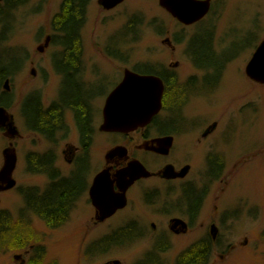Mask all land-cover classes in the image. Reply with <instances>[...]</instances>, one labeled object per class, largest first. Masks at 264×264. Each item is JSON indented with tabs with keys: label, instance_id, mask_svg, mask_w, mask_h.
Here are the masks:
<instances>
[{
	"label": "rangeland",
	"instance_id": "rangeland-1",
	"mask_svg": "<svg viewBox=\"0 0 264 264\" xmlns=\"http://www.w3.org/2000/svg\"><path fill=\"white\" fill-rule=\"evenodd\" d=\"M126 1L120 11L110 14L101 11L97 0H93L79 43L74 47L79 56L76 65L80 67L81 81L95 99V114L103 108L109 93L107 90L117 77H122L125 68L134 69L143 64L139 65L141 69L149 71L152 67L146 64L162 67L179 62L175 68L181 85L179 100L175 102L178 105L184 101L180 92L184 90L186 79L194 75L201 77L191 89L192 98L180 113L181 117L187 118V125L184 118L182 123L178 122V113L173 115L178 106L169 104V93L167 98L166 94L164 96V108L158 116L159 122L168 123L175 117L177 122L173 126L177 138L174 154L179 159L187 154V161L192 166L187 177V208L195 202L190 198L193 187L199 194L206 190L202 207L187 237L169 236L173 247L163 255V260L166 264H175L186 247L207 238L213 242L209 264H264V85L249 81L245 75L247 63L264 38V0H214L210 14L187 30L176 25L160 8L158 0ZM62 2L28 0L23 7L15 9L14 24L7 39L0 27V70L6 68L9 72L17 67V60L8 58L11 49L17 51L16 58H22L23 54L27 58L16 74L7 75L6 78L11 79L9 91L5 88L4 79L0 87V97L9 105L5 108L14 116L19 132L14 142L18 161L13 175L18 189L0 194V209L8 210L14 218L23 209L21 190L42 188L47 181L45 176L27 171V158L38 162L41 153L52 151L58 158V165L67 173L71 166L63 150L68 143L78 144L71 112H66L67 117H64L70 132L63 139L58 135L56 145L27 126V123L33 128L35 126L37 113L32 100L35 95L40 97L42 108L46 110L59 100L60 92L64 93L61 89L67 80L63 81L59 71H66V68L52 61V55L61 53L62 48L53 45L43 52L38 51L45 36L55 32L52 21L59 14ZM175 36L183 38L173 51L168 43L163 42L168 38L174 41ZM32 61L37 67L36 77L30 73L34 66ZM95 121L98 127L99 117L96 116ZM214 122L218 126L216 131L203 140L202 133ZM4 131L6 129H0V169L4 162L3 150L9 147L10 141ZM149 132L154 133L153 129ZM122 142L125 139L121 136L97 132L91 148L93 167L100 164L110 147ZM212 153L221 157L224 168L218 178L210 182L215 174L214 170L210 171L214 161L209 158ZM137 154L150 168L162 164L151 155ZM66 158L71 157L66 155ZM151 182L160 183L156 179ZM148 184L147 181L142 187L146 188ZM85 203V200L81 201L78 214L73 213L57 229L48 228L35 217L32 227L38 237L33 243L45 247L43 264H104L116 259L122 264H139L153 250L159 234L167 230L168 219L181 216L176 208H169V211L161 204L162 201L153 208L139 197L134 210L144 218L142 223L146 225L144 236L140 238L142 241L138 239L123 247L130 241L119 245V241L109 239L99 246L103 241L99 234L103 227H94L92 221H88ZM187 212L190 213L189 210ZM153 222L159 227L157 233L151 232L150 224ZM212 225L218 229L215 239L210 233ZM13 249L15 247L0 251V264H17L13 256L18 251Z\"/></svg>",
	"mask_w": 264,
	"mask_h": 264
},
{
	"label": "flooded vegetation",
	"instance_id": "flooded-vegetation-1",
	"mask_svg": "<svg viewBox=\"0 0 264 264\" xmlns=\"http://www.w3.org/2000/svg\"><path fill=\"white\" fill-rule=\"evenodd\" d=\"M27 1L28 0H0V10L5 8L8 5L7 4L8 2L12 4V10H10V15H9L10 28H9L8 36L11 33V29L14 24L15 9L23 7L25 3H27ZM92 1L93 0H84L82 4L79 6V8L76 9L77 11H80V13H83L82 20L79 21L80 17L77 18L79 27L80 26L82 27L80 29L79 35H81L82 30L87 22V14H88L89 7L91 6ZM213 1L214 0H212L211 2V9L213 6ZM126 2H127L126 0H123L121 3H119L118 5L110 9L105 8L100 3V0H97V5L101 9V11L108 12L111 14L114 11H120V9H122L123 5H125ZM158 3H159L160 8L165 13H167L173 19L176 25L181 27V29L187 30V27L194 26L200 23L198 22L193 25L187 26L186 24H183L182 22L178 21L175 17H173L166 9L161 7L160 0H158ZM63 4H64V0L60 6V11L63 8ZM135 24H137V22H135ZM52 25H53V30L55 32H53L50 35L48 34L45 36L44 44L41 46H38V51L40 52H43L49 49L50 47H52L53 45H55L54 38L58 35L59 28L55 25L54 21H52ZM134 39H136V36H134ZM181 39H177L175 36L174 41L171 38L170 39L168 38L164 40L163 43H168L169 47H171V49L175 51L176 46L182 43ZM186 40H187V37H186ZM56 47L61 48V46H56ZM185 48H186L185 56H186V62H187V53H186L187 43H186ZM16 52L17 51H14L11 49V53L8 57V58L11 57L10 61L17 60V67L13 71H9L7 74L8 76H12L13 74H16L18 70L20 69V67L22 66V64L27 61L26 55L24 54L22 58L21 57L16 58ZM61 56H62V53H54L52 55V61L55 62ZM66 56L67 55L65 56L63 55V57L65 58ZM75 56H76V59L78 60L79 56L76 53H75ZM31 64L34 66L31 68L30 73L33 77H36L38 75L36 63L32 61ZM139 65H143V64H139ZM139 65H137V67H140ZM146 65L151 66L152 67L151 69L156 74L149 73V71H144L141 69V67H140L141 72L136 71V68L131 69V70L139 74H146V75L153 74V75L159 76L164 82L165 93L167 90V85H168V89L170 88L171 91L174 90L173 96H171V91H170V98L168 99V102L169 103L177 102V100H179V98L177 97L179 96L178 89L181 85H179V78L177 76V71L175 70V68L178 67L180 63L179 62L170 63L169 65H162V67L161 66L159 67L156 65H150V64H146ZM75 67L78 69L77 74H79L80 67H77V65ZM126 69L128 68L124 69L122 77H120V79L117 77V79L115 80V83L107 90V92L109 93L106 95L104 105H105L108 95L122 81ZM221 76L222 75L220 74L219 75L220 79H221ZM199 77L194 75L190 77L188 80L186 79V82L184 83V90L180 92L184 98V101H182L184 105H182V102L179 105L176 103L175 104L173 103L174 105H177L179 109H183V107L189 102V99L192 98L191 89L192 87H195L200 82L201 77L200 78ZM247 79L251 81L248 77ZM10 80L11 79H7V78L4 79L5 82L8 81V85L10 83ZM7 91H9V86H8ZM1 94L3 95L5 94V92H2ZM90 97H91L90 103L92 105V108L89 109V111L85 112V114H87L86 115L87 117L84 118V125H82V128H80V125H79L81 124V121H80L81 119H75V113L71 112V115H73L74 126L78 134V144L75 145V144L68 143L66 145V148L63 150L65 159H67V163L70 164L71 169L68 170L67 173L63 171L60 165H58V158L56 154L52 151H45L39 155V157L41 158L39 167L35 166L28 157L27 158L28 164L26 168L27 171L32 172V173L34 172L39 173L42 176H45L47 178L46 184L42 188L27 187L26 189H23V191L21 190V195L23 198L24 205H23V209L20 211L17 218H14L10 214V212L4 208L0 209V216L8 214L9 220L10 221L12 220L15 229L16 227L19 228L22 225L24 226V228L26 226H30L31 228L33 226L32 223L36 219L35 217H37L39 220L43 221L44 223L45 221L43 220L41 213L37 212V208L34 207L33 204L32 206H30L27 202H25L26 194L27 196L29 193H31V196L40 195V197L44 199L43 200L44 205L40 210L49 212L51 215H54L55 217H57L58 220L60 219L68 220L73 213L78 214V211H77L79 208L78 206L81 203V201L85 200L86 201L85 204L87 205L86 209H88L87 210L88 211L87 213L88 221H92V223L94 224V227L95 226L101 227V228L103 227V229L100 228L101 230L99 233L101 237L103 238V241L99 246L107 243L109 239H114L115 242L119 241V245L120 244L123 245L126 241H130V242H127L123 246V247H127V246H130L135 241H138V239L144 236V227L146 226L145 224H143L144 218L139 215L138 210H137L138 213H135L136 206H137V198L140 197V199H144L145 203L153 206V208L155 206H158L159 201H162L161 204L163 206H167L169 211H170L169 208H174V210L176 208V210L181 212L180 214L181 216H177V217L174 216L168 219L167 230L166 231L164 230L159 234V238L157 239V242L155 243L156 245H154L153 250L147 253V254L153 253L152 256H154V260L149 261L147 264H166L165 260H163V255L167 253V251L173 247L171 246L170 244L171 241L169 240L168 237L171 235L172 236L174 235L175 237H181V236L187 237V233L191 230L192 222L197 216V213L194 214V213L187 212V177L189 176L191 172L192 166L188 163L189 161H187V154H185L182 159L176 158L174 154L175 146H176L175 141L177 138V134L175 132V126H176L175 123L177 122V120L174 117L172 121H170L169 123L168 121L159 122L158 121L159 115H157L153 119L151 124H149L145 128L138 129L128 134L104 132L100 130V126L103 123L104 105H103V108L99 110L97 114H95L96 110H94L93 108V102L95 99L93 95H91ZM164 103L165 102H164V97H163V108H164ZM181 105H182V108H180ZM51 106L52 105H50L48 109L51 108ZM55 108H54L55 111H52L51 113L56 114V116L52 118L46 117L45 119L46 123H50V126H48V128H49V131H51V135H50L51 138H48L47 134L43 135L45 139L48 140L49 143H52V145H56L58 141L57 138H59L58 135H61V138L63 139V138H66L70 132L69 127H66L64 125V121L66 122V120H64V117L65 116L67 117V114L70 113V111L68 110V111L63 112L62 110H60L62 109L60 106H57ZM45 114L48 115L50 113L47 111ZM52 114H50V116ZM175 114L176 113L174 111L173 115ZM57 115H59L60 117H57ZM96 116L99 117L98 127L95 126ZM178 117H179L178 122L182 123V119L184 118V122L187 125V118H185L184 116L181 117V115ZM13 119L15 122L14 116H13ZM55 120L61 122V124H57V123L55 124L54 122ZM75 120H77L79 123L76 122ZM213 124H216V127L210 130V132L205 135V133L208 132V130ZM166 126H170L169 130L165 129ZM217 127L218 126L216 122L209 125L205 129V131L202 133V139L207 140L208 138H210L213 135V133L216 131ZM44 129H45V132H48L46 128ZM150 129H153V132H154L153 134L152 132H149ZM97 132L100 135L121 136L122 138L125 139V142H122L121 144L116 143L114 146L110 147V149L107 150L106 153L103 154L100 164L96 167L95 166L93 167L92 165L93 162H92V157H91V148L93 145L94 137L97 134ZM4 133H6V131H4ZM132 134H135L136 136H133ZM166 136L173 137V145L170 148V151L168 154H160L158 152L153 151L152 149H147L153 146L156 147V144L152 143L153 140L166 137ZM17 137L19 136H16L14 139L9 138L10 139L9 145H12L14 147L15 146L14 142H15V139H17ZM118 146H123L126 148L127 150L126 155L125 156L115 155L112 158L111 157L108 158L107 157L108 153L112 149ZM138 152H143L144 154L151 155L153 158L160 160L162 164H160L158 167L150 168L141 158H139L137 154ZM213 154L214 153L209 155V158L214 159L213 165L210 171L214 170L215 174L211 177L210 182H212L215 178H218V176L220 175V172L224 168V163L220 162L221 157L219 155H213ZM66 155H69L71 158L70 159L66 158ZM134 160H139L146 167V169L151 173V175L146 178L136 179L135 182H133L130 186H128L125 192H123L122 188L119 186V175L123 170H125L128 167L129 163ZM187 165L190 166V170L188 174L186 173V175L182 177L178 176L179 173H181V171L185 167H187ZM167 167H172L173 173L177 174V176L174 178L165 177L164 170ZM99 175L104 176L107 183L110 184L111 191L115 196L116 195L120 196L121 194L124 193L125 198H126V206L124 208L118 209L114 214H112L109 217L102 216L101 213L98 211V209L93 204V197L91 195V190L93 188V185L95 184L96 177ZM154 179L160 181V183H152L151 180H154ZM64 181H66V183H70L71 187L69 189H63L62 185L64 184ZM147 181L149 182L148 186L146 188L142 187L144 183ZM15 189H18L17 185L11 190H15ZM4 192L6 191L0 192V194ZM48 196L50 197V199H52V201L47 203L45 202V199H47ZM58 197L61 199V202L57 200ZM133 204H134V208L132 209L131 207L133 206ZM154 211H157V210L155 209ZM123 214L125 215L122 216ZM175 219L182 220L183 224L180 223L179 225L177 224L175 225L173 222V220ZM150 228H151L152 233H157L159 231L158 225L154 222L150 224ZM20 229H16L14 231L18 232L20 231ZM10 231L12 232L11 229ZM217 232H218V229H217ZM2 233L8 234L10 232L5 229L4 230L0 229V238L2 237ZM210 233H211V228H210ZM140 241L142 240L140 239ZM15 247L16 248L13 249L14 252H16V249L18 252L14 254L13 259L17 264H34V262H37L38 260H40V258L44 257L45 252H46L45 247L41 246L40 243L36 245L35 243H31V240L28 237V235H26L25 244H22V242L20 241L18 242V245H16ZM183 252H187V247L178 255L175 264H177V260ZM185 257L187 260L186 255ZM145 258L142 261H140L139 264H142ZM185 264H187V262Z\"/></svg>",
	"mask_w": 264,
	"mask_h": 264
},
{
	"label": "water",
	"instance_id": "water-1",
	"mask_svg": "<svg viewBox=\"0 0 264 264\" xmlns=\"http://www.w3.org/2000/svg\"><path fill=\"white\" fill-rule=\"evenodd\" d=\"M123 0H100L105 8H113ZM212 0H160V5L166 9L178 21L187 26L203 20L211 10ZM246 76L253 82L264 85V39L260 42L251 59L245 68ZM8 89V81L5 82ZM165 85L163 80L156 75L139 74L131 69H126L120 84L108 95L103 108V123L100 130L104 132L128 134L138 129L145 128L153 119L160 114L163 108V97ZM213 124L210 130L214 129ZM6 129L5 135L14 139L19 135L13 116L8 110L0 107V129ZM156 147H150L160 154H168L173 145V137L166 136L152 141ZM127 150L123 146L112 149L107 157L115 155L125 156ZM4 162L0 169V192L10 190L15 187L16 180L13 177L17 166L16 149L9 145L3 150ZM190 166L187 165L178 176L188 174ZM151 173L139 161L134 160L119 175V186L123 192L136 179L149 177ZM164 176L174 178L177 174L173 173L172 167L164 170ZM93 204L104 217H109L118 209L126 206L125 194L114 195L110 184L107 183L103 175L95 179V184L91 190ZM96 195V196H95ZM174 224H183L180 219L173 220ZM217 227L212 225L211 234L216 238ZM104 264H122L120 260H112Z\"/></svg>",
	"mask_w": 264,
	"mask_h": 264
},
{
	"label": "trees",
	"instance_id": "trees-1",
	"mask_svg": "<svg viewBox=\"0 0 264 264\" xmlns=\"http://www.w3.org/2000/svg\"><path fill=\"white\" fill-rule=\"evenodd\" d=\"M83 1L84 0H64L63 8L59 12V14L55 17L54 23L59 28V32H58V35L54 38V43L56 46H61L62 48V52H61L62 56L56 61L57 63L62 64L66 68V71H59V74L62 77L63 81H65L64 79H66L67 81L65 83V86L63 85V81H62L63 87L61 85L62 87L61 90H64V93L60 92L61 97L59 98V100L52 103L51 108L46 109L50 114H52L51 113L52 111H55L56 109L55 107L57 106H60L62 108L60 110H62L63 112L68 111V110L72 113L74 112L75 119H81L80 120L81 124H79L80 128H82V125H84V118L87 117L86 116L87 114H85V112L89 111V109L92 108V105L90 103L91 101L90 96L92 94L84 86L83 82L81 81V77H80L81 75L77 74L78 69L75 67L77 59L75 56L76 49L74 47L76 44L79 43L78 39L80 38L79 34H80V29L82 28L81 26L79 27L77 18L80 17L79 21L83 19L82 18L83 13H80V11H77L76 9L79 8V6L82 4ZM7 4L8 5L5 8L0 10L1 31L2 30L5 31L4 35L5 36L7 35L6 39L8 38V32L10 28V22H9L10 21L9 20L10 10H12V4L10 2H8ZM210 46H212V44H210ZM209 50L212 51L211 47H209ZM63 55L64 56L67 55L66 58L63 57ZM136 71L141 72L140 67H136ZM149 73L156 74L152 69L149 70ZM7 74H8V70L6 68H1L0 87L3 83V79L7 77ZM168 93L170 94V91L167 85V90L165 93L166 98L168 96ZM2 98L3 97L0 98V105L4 107H8L9 105L6 104V101H2L3 100ZM32 100L34 101V104H35L34 106H36L35 114L37 113V116H36L34 128L31 127L28 123H27V126L32 131L38 134H41V135L47 134V137L51 138L50 137L51 131H49V128H48V126H50V123H46L45 119L46 117L47 118L55 117L56 114H52L51 116L50 114L48 115L45 114L47 111L43 110L42 103L40 102L39 96L35 95V97ZM173 103L175 104V102ZM166 104H168L167 100H166ZM180 108H182V105L180 106ZM181 112H182V109H179L177 107L175 110V113H178V116H180ZM57 117H60V116L57 115ZM75 121L78 122L77 120ZM54 122L55 124L56 123L61 124V122L57 120H55ZM64 125H65V121H64ZM44 128H46L48 132H45ZM29 159L35 166L39 167L40 162H41L40 157L37 158L38 162H33V160H31L30 157ZM62 187L63 189H69L71 186H70V183H66V181H64V184L62 185ZM192 191H193V195H191L190 198H191V201L195 199V202L193 203V205L192 204L189 205L190 208H187V211L189 210L190 213L198 214L200 208L202 207L206 190L201 192V194H199V191H197L193 187ZM49 199L50 197L48 196L47 199H45V202L48 203L52 201V199L50 200ZM43 200L44 199L40 197V195L31 196V193H29L28 196L26 194V197H25V202H27L30 206H32L33 204V206L37 208V212L41 213V216L43 220L45 221V224L48 228L56 229V228H59L60 226H63L67 222V219L58 220L57 217H55L54 215H51L49 212L40 210L44 205ZM57 200L61 202V199L59 197ZM0 229L8 230L11 233V234L2 233V237L0 238V251L8 250L9 248H12V247L14 248L16 245H18V242L20 241L22 242V244H25L26 235H28V237L30 238L31 243H33V241H35V238L38 236L34 228L33 227L30 228V226H26L24 228V226L22 225L19 228L16 227V229H20V231L18 232L14 231L16 229L13 225L12 220L11 221L9 220L8 214L0 216ZM10 229L12 230V232L10 231ZM212 248H213V245L209 239L204 238L202 240H199L198 242L188 247L187 252H183L179 256L177 260V264H185L186 262L187 264H209L211 261V257H212ZM152 255L153 253L147 254V257L142 262V264H147L149 261H153L154 256ZM185 255L187 256V260H186ZM42 258H40V260H38L37 262H34V264H43L44 261Z\"/></svg>",
	"mask_w": 264,
	"mask_h": 264
}]
</instances>
